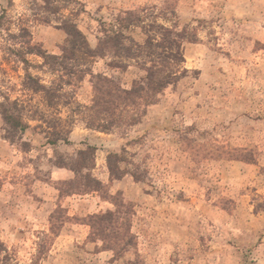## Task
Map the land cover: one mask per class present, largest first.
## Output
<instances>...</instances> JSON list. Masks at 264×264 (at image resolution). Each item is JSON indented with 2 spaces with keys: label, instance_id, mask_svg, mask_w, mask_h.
<instances>
[{
  "label": "rangeland",
  "instance_id": "1",
  "mask_svg": "<svg viewBox=\"0 0 264 264\" xmlns=\"http://www.w3.org/2000/svg\"><path fill=\"white\" fill-rule=\"evenodd\" d=\"M57 5L53 15L41 0H0V113L5 98L19 100L30 126L24 149L19 135L15 142L5 139L0 114V264H264V0ZM129 10L140 13L145 28L124 31L122 48L103 46L91 74L130 89L146 76L135 45L156 35L147 25L160 24L195 34L181 42L184 62L175 78L156 72L161 92L143 94L147 102L133 98L135 109L117 111L118 122L101 131L87 128V117L75 109L94 98L92 75H86L64 87L59 99L60 117L71 130L68 143L47 145L36 128L41 123L31 118L34 106L47 108L22 86L19 28L28 30L32 44L59 55L66 18L96 49L102 28L111 29ZM124 46L133 51L128 55ZM27 59L42 83L57 78L36 67L39 57ZM117 61L125 69L109 67ZM70 96L73 103L63 104ZM87 146L95 148L93 166L81 175L91 174L101 186L67 195L75 174L55 164L71 165Z\"/></svg>",
  "mask_w": 264,
  "mask_h": 264
},
{
  "label": "trees",
  "instance_id": "2",
  "mask_svg": "<svg viewBox=\"0 0 264 264\" xmlns=\"http://www.w3.org/2000/svg\"><path fill=\"white\" fill-rule=\"evenodd\" d=\"M58 1L68 2L71 0H41L45 6L47 5V13L58 14ZM1 19V18H0ZM61 29L66 33L67 40L61 49V54H48L43 49L31 43L30 33L24 27L19 28V34L15 38L20 39V50H16L15 55L19 62L23 65L24 78L22 86L25 90L32 92L34 95H40L42 102L47 108L46 111L41 110L38 106H34L35 110L31 118L38 120L41 124L37 126L44 135L47 145L54 146L58 142L68 143L70 126L64 123L60 117L58 108L59 99L65 94L64 87H72L80 84L86 75H92L94 98L91 106H76L77 113L83 117H87L85 121L86 127L94 130L109 131L118 120L114 118L117 111L129 110L136 107L137 102H133V98H138L139 102H147L142 95L147 93L158 94L164 87V82L153 79L156 72L164 74L167 79L173 81L176 71L184 62L181 51L182 40L193 41L195 34H176L169 28L162 25H147V31L152 32L155 28V34L146 35L142 44H136L135 49L138 51L137 58H140L141 63L136 62L137 67L146 72V76L134 81L130 89H122L117 82L104 75L91 74L90 64L95 57H100L103 46L109 44L112 47H121L120 37L124 31H129L136 28L144 29V20L136 11H124L115 17V25L111 29L102 28L103 40L99 43L96 49H92L85 35L77 28V26L69 19L61 18ZM122 48V47H121ZM155 49V50H153ZM124 51L129 55L133 48L125 47ZM27 56H37L42 59L40 65L36 67L47 68L49 73L56 75V79L49 85L42 83L41 79L34 76L30 72V62ZM109 67L113 69H125V64L122 62H111ZM184 71V70H183ZM63 92V93H62ZM133 96V97H132ZM5 103L1 104V116L6 125L5 139L10 142L21 141V147L25 149L27 143L22 142V135L29 124L25 121L22 115V104L19 100L10 101L5 98ZM73 103V97H68V100L63 104L70 105ZM146 105V104H145ZM37 107V108H36ZM87 110L92 115L87 116L83 110ZM132 110V111H133ZM122 114V112H121ZM137 117L131 116L129 123L134 124ZM63 121V122H62ZM95 148L87 146L85 150L78 152L77 157L71 165L59 161L55 164L58 168H67L75 174V179L70 180L66 185L71 189L67 195L87 194L90 191H98L101 183L91 174L81 175V169L90 170L93 166ZM109 171L113 174L110 166V156L107 160ZM83 180V182H82ZM110 213L98 216L94 215L91 219H102Z\"/></svg>",
  "mask_w": 264,
  "mask_h": 264
}]
</instances>
